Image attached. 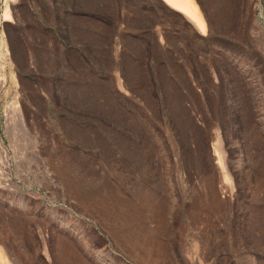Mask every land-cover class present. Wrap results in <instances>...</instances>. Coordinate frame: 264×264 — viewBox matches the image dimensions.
Segmentation results:
<instances>
[{
    "label": "rangeland",
    "instance_id": "rangeland-1",
    "mask_svg": "<svg viewBox=\"0 0 264 264\" xmlns=\"http://www.w3.org/2000/svg\"><path fill=\"white\" fill-rule=\"evenodd\" d=\"M190 1L0 0L3 264H264V0Z\"/></svg>",
    "mask_w": 264,
    "mask_h": 264
},
{
    "label": "bare ground",
    "instance_id": "bare-ground-1",
    "mask_svg": "<svg viewBox=\"0 0 264 264\" xmlns=\"http://www.w3.org/2000/svg\"><path fill=\"white\" fill-rule=\"evenodd\" d=\"M172 4H174L177 7L186 8L187 10L191 11L193 10V4L190 0H169ZM9 13V12H8ZM10 15V14H8ZM4 80V79H3ZM1 83V82H0ZM2 257L0 256V264H3ZM8 263V262H7ZM5 264V263H4Z\"/></svg>",
    "mask_w": 264,
    "mask_h": 264
},
{
    "label": "trees",
    "instance_id": "trees-1",
    "mask_svg": "<svg viewBox=\"0 0 264 264\" xmlns=\"http://www.w3.org/2000/svg\"><path fill=\"white\" fill-rule=\"evenodd\" d=\"M199 2H200V0H199ZM201 3V2H200Z\"/></svg>",
    "mask_w": 264,
    "mask_h": 264
}]
</instances>
